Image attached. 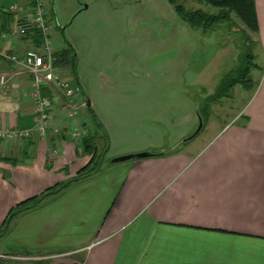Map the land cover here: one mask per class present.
I'll return each mask as SVG.
<instances>
[{
	"label": "crops",
	"instance_id": "obj_1",
	"mask_svg": "<svg viewBox=\"0 0 264 264\" xmlns=\"http://www.w3.org/2000/svg\"><path fill=\"white\" fill-rule=\"evenodd\" d=\"M14 1L0 0V23ZM16 2L28 10V0ZM254 5L257 29L250 32L262 54L260 87L198 149L123 148L117 153L164 154L110 167L103 159L77 178L92 154L61 129L74 124L94 135L90 116L83 106L68 117L59 105L51 113L57 134L0 142V254L6 255L0 264H264V0ZM12 23L2 27L9 34L1 48H39L30 32L12 35ZM12 67L0 58V71ZM64 67L56 61L59 75L76 84ZM29 85L22 74L0 90V129L34 126ZM61 184L7 221L15 205Z\"/></svg>",
	"mask_w": 264,
	"mask_h": 264
},
{
	"label": "rangeland",
	"instance_id": "obj_2",
	"mask_svg": "<svg viewBox=\"0 0 264 264\" xmlns=\"http://www.w3.org/2000/svg\"><path fill=\"white\" fill-rule=\"evenodd\" d=\"M43 1L62 73L89 98L83 112L96 157L109 167L133 160L112 162L137 153H117L123 148L198 149L259 84L262 54L234 13L204 29L167 0ZM185 5L217 11L191 0ZM247 69L245 82L230 88Z\"/></svg>",
	"mask_w": 264,
	"mask_h": 264
},
{
	"label": "built area",
	"instance_id": "obj_3",
	"mask_svg": "<svg viewBox=\"0 0 264 264\" xmlns=\"http://www.w3.org/2000/svg\"><path fill=\"white\" fill-rule=\"evenodd\" d=\"M28 10H24L16 0L8 7L14 15L11 25V34L18 38L27 36L28 28H35L41 36L39 48H28L23 53L9 51L0 47V58L10 62L13 67L10 71H0V90L7 88L8 81L14 76L25 74L30 78L28 94L33 100L34 126L29 128L0 129V142L28 141L36 132L44 136L49 130L57 134L61 130L70 132L81 141L86 135L85 128L68 124L64 129L51 126V113L55 105L66 109L68 117H73L80 107L86 105V97L81 88L72 84L68 79L60 76L56 71V52L51 42L52 25L46 20L47 10L43 0H28ZM9 33L3 30L0 23V39H6ZM54 150H52V153ZM6 255L0 254V258Z\"/></svg>",
	"mask_w": 264,
	"mask_h": 264
},
{
	"label": "trees",
	"instance_id": "obj_4",
	"mask_svg": "<svg viewBox=\"0 0 264 264\" xmlns=\"http://www.w3.org/2000/svg\"><path fill=\"white\" fill-rule=\"evenodd\" d=\"M170 4L173 5L176 12L181 15L185 20H187L191 25L202 27L207 29L208 27L223 22L231 17V14L234 13L240 21L247 26L250 31H255L257 29L256 22V14H255V5L254 0H191L192 2L197 3L198 5L208 4L217 9L216 12L211 13L203 10L200 7L197 8H187L185 5V0H167ZM9 14L5 15L6 18L1 19V26L5 29L8 27L10 21H14V15L8 11ZM10 15L12 17H10ZM27 32H30L29 35L35 38V44L39 45L41 43L40 33L35 28H28ZM57 62H60L59 53L57 54ZM249 69L246 70L244 74H241L238 78L232 79L230 82V88H233L235 85L245 82L243 77L248 76ZM245 75V76H244ZM220 95V93H217ZM93 135H89V137L85 136L81 142L85 144V148L88 149V153L92 154V157L89 163L78 171L77 178L89 175L95 172L102 162L101 156L97 158V154L95 151L94 143H90ZM91 146V148H89ZM156 152L154 156L163 155L164 152L162 150H153ZM65 184H61L58 186H53L45 189L38 195L30 197L29 199L15 205L13 209H11L7 215V221L15 214L21 212L26 208L33 207L41 202L43 199L48 197L49 195L57 192L59 189L63 188ZM7 222H5L6 224Z\"/></svg>",
	"mask_w": 264,
	"mask_h": 264
},
{
	"label": "water",
	"instance_id": "obj_5",
	"mask_svg": "<svg viewBox=\"0 0 264 264\" xmlns=\"http://www.w3.org/2000/svg\"><path fill=\"white\" fill-rule=\"evenodd\" d=\"M86 106L89 107L90 106V100L87 99L86 100ZM156 154L155 151H140L134 154H127V155H121V156H117L115 158L112 159V162H122L128 159H140V158H146V157H151L154 156Z\"/></svg>",
	"mask_w": 264,
	"mask_h": 264
}]
</instances>
